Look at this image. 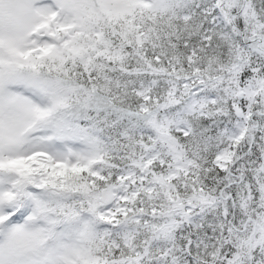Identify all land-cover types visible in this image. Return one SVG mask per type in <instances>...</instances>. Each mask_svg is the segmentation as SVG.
Segmentation results:
<instances>
[{
	"label": "snow or ice",
	"instance_id": "6c2138e0",
	"mask_svg": "<svg viewBox=\"0 0 264 264\" xmlns=\"http://www.w3.org/2000/svg\"><path fill=\"white\" fill-rule=\"evenodd\" d=\"M0 264H264V0H0Z\"/></svg>",
	"mask_w": 264,
	"mask_h": 264
}]
</instances>
